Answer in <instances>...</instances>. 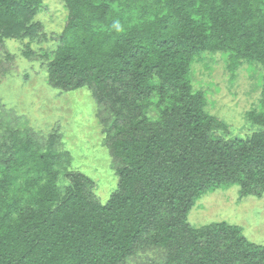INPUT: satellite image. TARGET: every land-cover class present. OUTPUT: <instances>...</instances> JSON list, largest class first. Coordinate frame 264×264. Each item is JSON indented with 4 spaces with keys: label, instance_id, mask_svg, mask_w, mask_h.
Returning <instances> with one entry per match:
<instances>
[{
    "label": "trees",
    "instance_id": "1",
    "mask_svg": "<svg viewBox=\"0 0 264 264\" xmlns=\"http://www.w3.org/2000/svg\"><path fill=\"white\" fill-rule=\"evenodd\" d=\"M62 3L57 46L44 54L47 82L88 89L107 108L103 145L117 189L101 204L57 149L60 134L44 148L13 134L0 171V264H121L142 243L163 249L165 264H264V246L237 225L187 222L203 193L236 186L244 197L264 195V79L260 110L247 115L259 132L247 138L224 135L190 79L193 63L215 53L264 71V0ZM41 8L42 0H0V43L47 40L34 21Z\"/></svg>",
    "mask_w": 264,
    "mask_h": 264
},
{
    "label": "rangeland",
    "instance_id": "2",
    "mask_svg": "<svg viewBox=\"0 0 264 264\" xmlns=\"http://www.w3.org/2000/svg\"><path fill=\"white\" fill-rule=\"evenodd\" d=\"M66 15L62 0H42L34 21L40 22L48 39L42 41L38 34L34 39L0 43V171L11 154L13 134L35 139L44 148L49 135L58 133L63 146L56 147L69 152V169L90 178L96 199L105 204L118 184L103 145L102 131L112 126L110 113L97 106L88 89L62 92L47 82L44 54L57 46L55 38ZM263 76L259 66L250 69L244 62L231 66L219 53L205 55L190 69L193 88L204 95L206 110L223 125L227 138L259 132L247 115L260 110ZM99 111L106 121L103 127L96 117ZM69 169H62V174L72 173ZM187 222L196 229L220 222L237 225L246 239L264 246V195L244 197L236 186L203 193ZM166 260L163 249L142 243L121 264H165Z\"/></svg>",
    "mask_w": 264,
    "mask_h": 264
}]
</instances>
